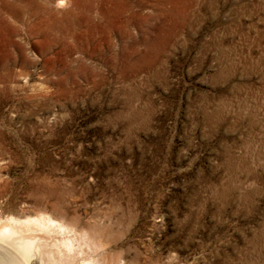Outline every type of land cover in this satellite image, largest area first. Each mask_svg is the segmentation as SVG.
Returning <instances> with one entry per match:
<instances>
[{"label": "rangeland", "instance_id": "obj_1", "mask_svg": "<svg viewBox=\"0 0 264 264\" xmlns=\"http://www.w3.org/2000/svg\"><path fill=\"white\" fill-rule=\"evenodd\" d=\"M37 1L0 0V219L69 264H264V0Z\"/></svg>", "mask_w": 264, "mask_h": 264}, {"label": "bare ground", "instance_id": "obj_2", "mask_svg": "<svg viewBox=\"0 0 264 264\" xmlns=\"http://www.w3.org/2000/svg\"><path fill=\"white\" fill-rule=\"evenodd\" d=\"M58 3L65 5L64 0ZM37 7V0H28L23 5V8L31 12ZM52 232L58 234L50 243L48 238L51 235L48 237L46 233ZM67 232L68 227L64 223L55 221L46 214L27 217L26 220L15 217L0 219V264H33L37 254L41 256L42 264H69L74 245Z\"/></svg>", "mask_w": 264, "mask_h": 264}]
</instances>
